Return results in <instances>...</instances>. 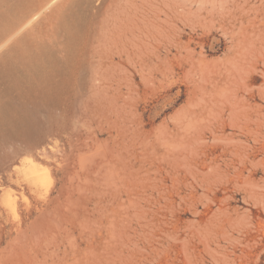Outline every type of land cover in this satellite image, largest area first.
<instances>
[{
  "label": "rangeland",
  "instance_id": "374dc122",
  "mask_svg": "<svg viewBox=\"0 0 264 264\" xmlns=\"http://www.w3.org/2000/svg\"><path fill=\"white\" fill-rule=\"evenodd\" d=\"M0 264H264V0H0Z\"/></svg>",
  "mask_w": 264,
  "mask_h": 264
},
{
  "label": "bare ground",
  "instance_id": "6f19581e",
  "mask_svg": "<svg viewBox=\"0 0 264 264\" xmlns=\"http://www.w3.org/2000/svg\"><path fill=\"white\" fill-rule=\"evenodd\" d=\"M13 210V202L10 197L6 194L5 196L0 195V229L4 230L7 226L10 228L16 226V221L11 216Z\"/></svg>",
  "mask_w": 264,
  "mask_h": 264
}]
</instances>
